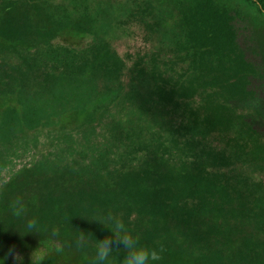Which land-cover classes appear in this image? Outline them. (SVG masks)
<instances>
[{"label": "trees", "instance_id": "obj_1", "mask_svg": "<svg viewBox=\"0 0 264 264\" xmlns=\"http://www.w3.org/2000/svg\"><path fill=\"white\" fill-rule=\"evenodd\" d=\"M109 213L151 264H264V0H0V264H94Z\"/></svg>", "mask_w": 264, "mask_h": 264}, {"label": "clouds", "instance_id": "obj_2", "mask_svg": "<svg viewBox=\"0 0 264 264\" xmlns=\"http://www.w3.org/2000/svg\"><path fill=\"white\" fill-rule=\"evenodd\" d=\"M11 213L18 220H22L23 223L19 225L20 229H23V235L26 232H40L38 226V220L29 216V210L22 197H16L10 203ZM99 221L110 229L112 235L106 236L102 240H97L96 253L94 264H110L109 257L114 252L121 250L120 246H123L125 253L122 264H151L153 261H159L162 259L161 253L164 251L163 245H160L159 251L155 248L148 249L140 243V237L130 234V229L125 225L124 221L117 215L109 213L103 218L92 219ZM54 236L58 235L56 231L52 233ZM85 242V236L81 233L76 239V245L78 248L83 247ZM13 256L14 264H23V256L15 252L12 248L6 254ZM41 261H37L35 258V251L31 256V264H40Z\"/></svg>", "mask_w": 264, "mask_h": 264}]
</instances>
